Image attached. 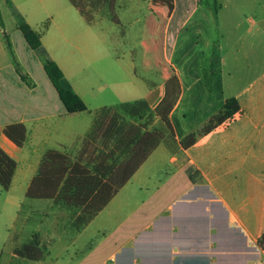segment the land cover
I'll return each instance as SVG.
<instances>
[{"label":"crops","instance_id":"crops-1","mask_svg":"<svg viewBox=\"0 0 264 264\" xmlns=\"http://www.w3.org/2000/svg\"><path fill=\"white\" fill-rule=\"evenodd\" d=\"M262 2L264 0H215L211 7H204L201 0H193L195 18L189 29H196L198 33L195 38L184 36L191 19L184 17L176 35L177 41L172 44L168 58H164L172 69L167 70L160 81H146L140 97L111 104L100 103L95 107L144 98L153 108L164 93L165 81L176 75L180 93L170 119L179 139L200 127L226 98L234 97L240 105L233 116L187 148L172 153L163 143L157 144L107 204L79 231L70 232L66 212L57 208L52 199L28 198L26 190L46 150L57 149L78 157L89 148L87 138L104 137L99 132L88 136L94 121L91 128L90 125L72 126L73 117L91 113L88 106L84 111L67 112L54 86L40 87L32 75L19 73L10 62L0 65V80L5 82L3 88L16 94L11 108L18 112L13 116L0 114V147L16 162L10 186L6 190L0 187L3 209L10 217L5 236L11 241L7 243L11 256L7 264L14 260L12 256L20 257L16 248L23 244V238L19 233L11 234L10 228L19 213L27 210V215L32 217L31 221L27 218L32 227L25 241L38 234L40 240L46 241V256L54 255L56 261V255L62 253L52 252L57 237L46 233L48 230L44 225L48 221L43 218L51 216V210L63 213L55 216V228L58 219H64L60 225L70 234L62 249L69 254L85 256L72 264H264V247L257 244L264 231ZM256 5L262 7L260 11L258 9L260 16L255 20L250 18L251 25L245 30L250 32L254 25L255 40L239 42L241 37H238L227 47L222 46L218 40L224 37L223 28L230 25L234 29L235 24L241 26V22L228 16L239 15L243 13L242 8ZM207 15L209 19L205 20ZM49 29L50 26L45 27L44 33L35 29L40 40ZM20 33L23 39L21 48L26 51L30 46L21 30ZM179 39L182 41L178 46ZM177 47L181 48L172 62ZM187 47L193 52L199 51L198 60L185 55L184 48ZM21 59L25 60V57ZM6 68L13 73V89L6 88L8 79L3 73L1 76V71ZM46 81L51 82L47 75ZM27 93L28 96L36 95L38 106H35L37 113L31 120L20 112ZM30 102L33 103L32 98ZM175 113H178L176 122L173 120ZM146 116L131 118L132 126L124 136H132L133 128L138 127L143 132L159 125L156 116H151L149 121ZM17 121L23 122L27 129L26 140L21 146L3 133L4 125ZM178 123H187V127L182 124L179 132ZM124 136L118 133L107 136L113 138L112 147L105 150L99 145L98 148L117 156L114 143ZM24 205L26 210H22ZM44 207L46 209L41 210ZM1 254L0 250V257ZM44 257L31 261L39 263Z\"/></svg>","mask_w":264,"mask_h":264},{"label":"rangeland","instance_id":"rangeland-1","mask_svg":"<svg viewBox=\"0 0 264 264\" xmlns=\"http://www.w3.org/2000/svg\"><path fill=\"white\" fill-rule=\"evenodd\" d=\"M192 1L116 0L113 10L116 20L108 14H103L95 17L93 22H87L69 0H0V65L10 62L11 67L16 68L19 73L32 75L40 87L53 86L51 82L46 81L47 74L40 51L30 49L28 46L26 51L22 50L20 42H23V39L17 18L18 15L22 16L26 23L42 33L45 27L50 26L47 34L41 38L44 54L48 58L50 55V59L57 63L65 78L67 77V82L77 89L79 94L75 93L85 102L91 112L84 113L80 117H73L72 126L90 125L91 128L93 121L100 113L101 107L95 108L100 103L111 104L140 97L145 91L146 81H160L165 72L172 69L171 65L167 66L164 58H168L172 44L177 41L176 35L184 17L191 18L186 27L187 30L183 33L184 36L195 38L198 33L196 29H189L195 18L192 13ZM214 1L201 0V4L204 7H211ZM262 3L260 6H264V2ZM260 6L256 5L254 8L247 6L242 8L243 13L228 16L230 19H235V22H241V26L235 24L232 26L234 29H231L230 25L223 28L224 37L218 40L222 46L227 47L238 37H241L239 42L255 40L254 25L250 32H245V30L251 25L250 18L255 20L260 16L258 13V9L259 11L262 9ZM205 17V20L209 19L208 15ZM181 41V39L178 40V46ZM180 48H176L172 62L175 61ZM188 49V47L184 48L185 55L198 60L199 51L193 52L192 48ZM182 55L183 52H181ZM22 57H25L26 61L21 59ZM262 57L264 58V54ZM174 63L176 65V62ZM203 69H208V66H203ZM2 73L8 79L6 88L13 89L11 87L12 71L6 68L1 71V76ZM4 85L5 82L0 80V114L16 115L18 112L11 108L16 94L12 91H5ZM25 97L26 100L21 103L20 112L26 119L31 120L37 113L35 110L36 95L28 96L27 93ZM30 98L33 99V103L30 102ZM122 114L125 118H129L128 113L122 111ZM146 117L149 121L150 116ZM173 120L178 121V113L174 114ZM189 122L191 123L192 120ZM182 124L178 123L179 132L182 131ZM183 127H187V123H184ZM142 196L141 198H144ZM24 209H27L26 205L22 206V210ZM45 209V207L41 208V210ZM6 211L3 209L0 197V250L2 253L0 261L2 264H7L11 257L8 255L10 248L7 244L11 241L5 238L7 224L10 221ZM27 214L28 210L19 213L10 228L11 234L13 232L20 234L23 238L22 243L27 241L24 238L29 235L32 227L30 223L32 217ZM62 215L61 211L51 210V216L43 217L44 221H48L44 225L45 230H48L46 233L57 237V243L52 250V252L62 253L56 255L57 261L54 255H45L44 261L39 263L12 256L14 260L10 264H72L81 261L85 257L80 255L81 253L69 254V251L62 249L63 243L70 235L60 225L64 219H58L59 224L55 228L54 222L57 221L55 216ZM42 230L45 234L43 227ZM43 242L46 243V241Z\"/></svg>","mask_w":264,"mask_h":264},{"label":"trees","instance_id":"trees-1","mask_svg":"<svg viewBox=\"0 0 264 264\" xmlns=\"http://www.w3.org/2000/svg\"><path fill=\"white\" fill-rule=\"evenodd\" d=\"M69 1L87 22H93L95 17L103 14H108L116 20L113 15L116 0ZM17 22L30 48L40 51L46 74L66 111L72 113L86 110L87 105L72 89L57 63L45 56L39 32L30 27L20 15ZM179 93V79L176 75H171L165 81L163 95L153 108L148 106L144 98L101 107L88 136H95L99 132L104 138H87L89 148L78 157H72L57 149L46 150L39 162L37 173L32 177L26 190V196L52 199L57 208L66 212L70 230L79 231L107 204L157 144L163 143L170 152H178L192 145L200 136L240 109L236 98H226L218 110L200 127L177 139L170 112L178 100ZM122 111L128 113L129 118H125ZM144 114L156 116L159 125L143 132L138 127L133 128L132 136H124L129 133L132 126L131 118ZM3 133L18 146H21L27 137L26 126L20 121L4 125ZM117 133L124 136L114 143L119 159L118 155L114 156L111 152L105 151L113 145V138L107 136ZM99 145L105 149L104 152L98 148ZM15 166V160L0 147L2 189L6 190L10 186ZM257 244L264 247V231L258 237ZM46 251L47 245L36 233L16 248V254L28 260L42 259Z\"/></svg>","mask_w":264,"mask_h":264}]
</instances>
